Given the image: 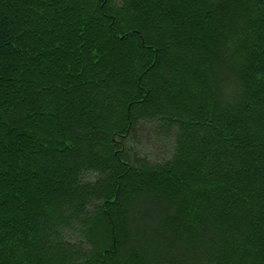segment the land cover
<instances>
[{"label": "trees", "instance_id": "16d2710c", "mask_svg": "<svg viewBox=\"0 0 264 264\" xmlns=\"http://www.w3.org/2000/svg\"><path fill=\"white\" fill-rule=\"evenodd\" d=\"M0 264H264V0H0Z\"/></svg>", "mask_w": 264, "mask_h": 264}, {"label": "rangeland", "instance_id": "374dc122", "mask_svg": "<svg viewBox=\"0 0 264 264\" xmlns=\"http://www.w3.org/2000/svg\"><path fill=\"white\" fill-rule=\"evenodd\" d=\"M150 147H152V148H153V146H149V148H150ZM159 147H160V146H158L157 148H159ZM155 150H156V149H155Z\"/></svg>", "mask_w": 264, "mask_h": 264}]
</instances>
